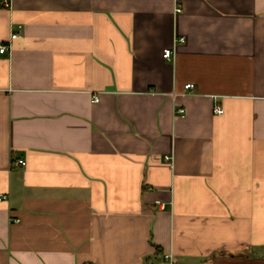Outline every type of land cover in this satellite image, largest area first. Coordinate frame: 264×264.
Wrapping results in <instances>:
<instances>
[{
	"label": "crops",
	"instance_id": "crops-1",
	"mask_svg": "<svg viewBox=\"0 0 264 264\" xmlns=\"http://www.w3.org/2000/svg\"><path fill=\"white\" fill-rule=\"evenodd\" d=\"M4 1L0 264H264V0Z\"/></svg>",
	"mask_w": 264,
	"mask_h": 264
},
{
	"label": "built area",
	"instance_id": "built-area-1",
	"mask_svg": "<svg viewBox=\"0 0 264 264\" xmlns=\"http://www.w3.org/2000/svg\"><path fill=\"white\" fill-rule=\"evenodd\" d=\"M4 2L6 4H9L10 3L8 0H5ZM178 11H181V10H178ZM21 35H22V28H21L20 32H17V33L12 34L11 41L20 38ZM181 41H184V39L182 38ZM11 47H12V44L11 43H9L8 45L0 44V53L3 54L5 52H7ZM173 56H174V50L173 49H168L163 54L164 59H167V60H172L173 59ZM185 87H186V89H192L194 87V84H188ZM94 101L97 102L98 101V97H95L94 98ZM183 111L184 110H181L180 112H183ZM214 112L216 114H222L223 113V110L217 107V108L214 109ZM167 159H170V158H167ZM16 165L26 166V162L24 160H18L16 162ZM6 199H7V195L0 196V202L1 201H4Z\"/></svg>",
	"mask_w": 264,
	"mask_h": 264
}]
</instances>
